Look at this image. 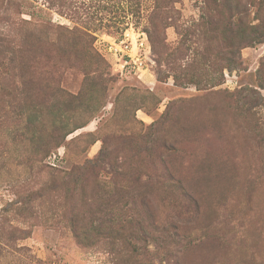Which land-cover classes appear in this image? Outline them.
<instances>
[{
  "label": "rangeland",
  "instance_id": "374dc122",
  "mask_svg": "<svg viewBox=\"0 0 264 264\" xmlns=\"http://www.w3.org/2000/svg\"><path fill=\"white\" fill-rule=\"evenodd\" d=\"M175 263L264 264V0H0V264Z\"/></svg>",
  "mask_w": 264,
  "mask_h": 264
},
{
  "label": "built area",
  "instance_id": "2783aa9c",
  "mask_svg": "<svg viewBox=\"0 0 264 264\" xmlns=\"http://www.w3.org/2000/svg\"><path fill=\"white\" fill-rule=\"evenodd\" d=\"M117 43H119V45H122V48L123 49H121L120 48V46H119V48H114V50L117 52V53H126V57L128 58V62L129 63H134V64H138L139 63V65H142L143 64V61H142V56H140V57H137V58H134V56L131 54V53H129V47L126 45V44H124V41H119V42H117ZM132 45L130 44V47H131ZM110 50H111V48H110ZM131 51V50H130ZM116 54V53H115ZM136 55V54H135ZM144 59V58H143ZM134 60H136L137 62H135Z\"/></svg>",
  "mask_w": 264,
  "mask_h": 264
},
{
  "label": "trees",
  "instance_id": "16d2710c",
  "mask_svg": "<svg viewBox=\"0 0 264 264\" xmlns=\"http://www.w3.org/2000/svg\"><path fill=\"white\" fill-rule=\"evenodd\" d=\"M260 27L259 26H255L254 27V29L255 30H258ZM256 33V32H255ZM254 33V34H255ZM260 36H262L263 37V35H261V34H259L258 33V31H257V35L256 36H253V38L251 39L250 38V41L249 42H246L244 45H249V44H251V43H253V42H255V43H259L261 40H259V37ZM263 40V39H262ZM82 169H84V165L83 166H81L80 168H78V170L79 171H81ZM104 187H105V185H104ZM172 232H173V236L177 239H179V237H178V235H177V232H176V230L174 229V227L172 228ZM175 264H177V263H175Z\"/></svg>",
  "mask_w": 264,
  "mask_h": 264
}]
</instances>
